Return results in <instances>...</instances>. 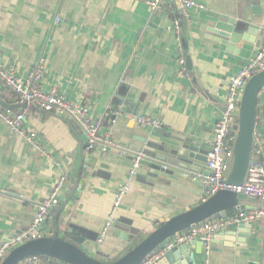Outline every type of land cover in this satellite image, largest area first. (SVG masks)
Returning a JSON list of instances; mask_svg holds the SVG:
<instances>
[{"label":"crops","instance_id":"1","mask_svg":"<svg viewBox=\"0 0 264 264\" xmlns=\"http://www.w3.org/2000/svg\"><path fill=\"white\" fill-rule=\"evenodd\" d=\"M195 1L205 10L193 11L181 29L193 63L190 75L179 64L172 22L180 12L172 0L157 11L147 0H98L95 5L92 0H0V60L7 70L26 77L42 67L44 90L56 87L69 100L89 106L94 118L120 108L163 125L151 129L124 118L116 123L106 118L104 127L117 148L104 155L95 151L87 160L85 138L75 122L33 109L25 128L37 134L36 146L0 120V245L32 225L39 205L63 173L68 180L61 203L43 228L47 235H41L82 239L76 245L103 262L118 260L160 224L202 203L201 184L154 178L142 166L129 176L136 154L132 149L144 147L147 138L170 149L186 146L188 152L200 151L207 159L231 79L263 40L264 0ZM233 19L260 28L253 44L224 45L211 32L218 22ZM0 98L9 109L20 110L16 95L1 82ZM255 133L263 143L264 162V91ZM125 183H130L131 191L107 239L98 244ZM251 200L242 202V212L260 207L259 201ZM252 226L248 238L239 237L240 242L228 235L235 226L221 232L223 238L215 235L210 264H264V219ZM190 253L196 264L204 263V251L197 254L191 248Z\"/></svg>","mask_w":264,"mask_h":264},{"label":"built area","instance_id":"2","mask_svg":"<svg viewBox=\"0 0 264 264\" xmlns=\"http://www.w3.org/2000/svg\"><path fill=\"white\" fill-rule=\"evenodd\" d=\"M167 0H147L152 11L163 8ZM178 11L180 18L172 22L173 32L177 37V50L181 54L179 64L183 72H187L186 60L182 57L183 42L181 36L183 20H189L193 11L205 10L204 5L195 0H172ZM55 23H60L56 18ZM263 40L259 49L254 53L247 63L232 77L229 89L224 98L225 108L219 121L214 127L213 136L209 142L210 150L207 155L206 169L208 174L201 176V182L205 188L202 203L216 195L221 190H227L236 194H242L247 198L259 201L260 207L252 212H240L227 218H212L203 223L181 232L172 238V241L164 250L149 258L144 264L156 263L167 250L172 249L177 244L189 243L192 241H201L206 259L203 264H210L211 242L218 233L228 231L230 227L241 223H254L264 219V162L262 161L263 143L255 133V147L249 176L243 186H231L224 183V179L229 170L230 161L233 156L234 144L237 138V127L239 125V112L242 97L248 81L256 74L264 71V27ZM44 70L38 67L29 73L26 77H19L13 68L7 70L0 60V82L17 97L21 105L19 111H13L0 105V120L5 123L12 131L23 137L26 142L37 146V134L34 131H28L25 128V120L31 115L33 109L37 108L46 114L58 116L67 121L75 122L79 125L84 135V151L89 160L95 151L101 154L117 148L116 140L111 131L105 129V119H111L116 123L118 119L124 118L131 120L139 125L151 129H161L162 122L149 116L134 115L123 109H111L105 117L94 118L89 106L82 102H74L60 92L56 87L46 91L42 87ZM113 118H115L113 120ZM142 155L134 156L129 176H134L141 167ZM86 167V166H85ZM68 180L67 174L60 175L59 181L52 188L48 198L39 205L32 225L22 234L17 235L0 245V264L15 248L31 240L41 237V229L52 218L53 212L60 205L61 190ZM131 191L130 183H125L119 189L114 201L113 211L110 220L100 232L97 243L103 244L108 234L114 226L115 215L121 208L125 197ZM20 264H67L54 259L43 257H31Z\"/></svg>","mask_w":264,"mask_h":264},{"label":"water","instance_id":"3","mask_svg":"<svg viewBox=\"0 0 264 264\" xmlns=\"http://www.w3.org/2000/svg\"><path fill=\"white\" fill-rule=\"evenodd\" d=\"M92 1L94 5L98 2V0ZM211 32L219 35L223 40L220 42L224 45L232 44L242 48L244 43H254L253 38L259 35L260 28L246 20L237 21L233 19L227 23L218 22ZM249 35L252 36L250 40L248 39ZM182 42L186 68L192 75L193 63L188 55V41L183 38ZM235 53L237 54V51ZM192 81L195 84L199 82L197 77H192ZM200 86L202 87L201 84ZM263 91L264 71L254 75L245 87L240 105L238 134L234 144L233 156L224 179L226 185L243 186L248 180L256 140L258 102ZM0 105L4 108H10L1 98ZM143 144L144 147H136L132 150L136 153L134 156H143L141 166L150 170V176L160 179L172 177L203 185L201 176L207 175L208 171L206 169L207 159L202 152H188L186 146L178 150L170 149V145L168 147L166 143L148 138ZM119 145L133 148L127 143H119ZM243 201L254 200L242 194L221 190L193 209L162 223L131 251L113 262H103L91 257L77 245L65 241L59 236H53L41 237L20 245L9 253L2 264H20L31 257L50 258L67 264H144L149 258L164 250L177 234L212 218H227L231 211L236 214L240 213L243 208L241 206ZM252 229V223L244 222L236 225L234 230L228 232V235L237 238L236 240L240 242L238 238H248ZM219 235L223 238L225 234L220 233ZM16 236L14 235V237ZM11 238L13 237H9V239ZM191 248L197 254H201L203 251L202 242L196 240L177 244L172 249L167 250L154 264H196L194 254L190 253ZM97 256L102 257L103 254L98 252Z\"/></svg>","mask_w":264,"mask_h":264},{"label":"trees","instance_id":"4","mask_svg":"<svg viewBox=\"0 0 264 264\" xmlns=\"http://www.w3.org/2000/svg\"><path fill=\"white\" fill-rule=\"evenodd\" d=\"M228 216L230 217V216H233V212L231 211V212H229L228 213ZM160 225H162V224H160ZM159 225V226H160ZM56 236H58V235H56ZM62 239H64L65 241H68V242H71L72 240L69 238V236H65V237H63ZM71 243H73V244H77L78 246L82 243V239H78V238H75L74 239V242L72 241ZM46 259H48V258H46Z\"/></svg>","mask_w":264,"mask_h":264},{"label":"rangeland","instance_id":"5","mask_svg":"<svg viewBox=\"0 0 264 264\" xmlns=\"http://www.w3.org/2000/svg\"><path fill=\"white\" fill-rule=\"evenodd\" d=\"M55 117H58V116H55ZM58 118H60V117H58ZM60 119H62V118H60ZM118 211H120V209H118ZM117 211V213H116V215H115V219L118 217V215H119V212ZM234 216V215H233ZM46 225V224H45ZM44 228V227H43ZM43 228L41 229V232H42V234L43 235H47V233H46V231L45 230H43Z\"/></svg>","mask_w":264,"mask_h":264}]
</instances>
